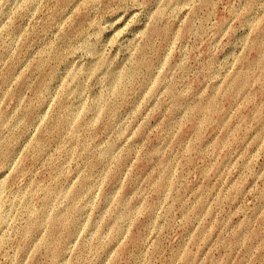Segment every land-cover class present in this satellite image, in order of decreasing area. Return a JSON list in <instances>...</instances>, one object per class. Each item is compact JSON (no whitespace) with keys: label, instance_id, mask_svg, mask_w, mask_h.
<instances>
[{"label":"rangeland","instance_id":"obj_1","mask_svg":"<svg viewBox=\"0 0 264 264\" xmlns=\"http://www.w3.org/2000/svg\"><path fill=\"white\" fill-rule=\"evenodd\" d=\"M0 264H264V0H0Z\"/></svg>","mask_w":264,"mask_h":264}]
</instances>
